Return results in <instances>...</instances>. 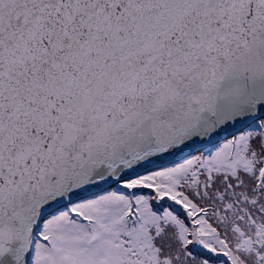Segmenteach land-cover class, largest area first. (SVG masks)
Returning <instances> with one entry per match:
<instances>
[{
  "label": "snow or ice",
  "instance_id": "6c2138e0",
  "mask_svg": "<svg viewBox=\"0 0 264 264\" xmlns=\"http://www.w3.org/2000/svg\"><path fill=\"white\" fill-rule=\"evenodd\" d=\"M0 264H264V0H0Z\"/></svg>",
  "mask_w": 264,
  "mask_h": 264
}]
</instances>
